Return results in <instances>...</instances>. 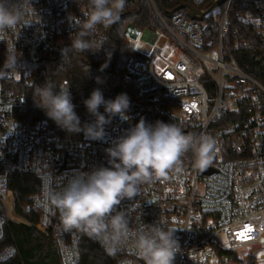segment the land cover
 I'll list each match as a JSON object with an SVG mask.
<instances>
[{"label": "built area", "instance_id": "2783aa9c", "mask_svg": "<svg viewBox=\"0 0 264 264\" xmlns=\"http://www.w3.org/2000/svg\"><path fill=\"white\" fill-rule=\"evenodd\" d=\"M137 1L126 0L120 16ZM149 1L162 27L143 32L151 52L137 51L142 31L133 25L125 30L130 54L126 73L142 95V104L128 109L130 121L114 117L104 141H89L83 134L64 139L45 121L28 124L20 119L26 103L21 88L31 84L36 62L54 55L60 37H75L76 21L85 20L91 10L89 0H30L33 8L0 37V70L9 46L17 56V66L0 78V262L16 255V248L3 240L5 226L13 222L51 235L61 264H81L83 233L63 229L58 211L44 201L43 190L50 179L58 185L73 172L107 166L105 149L143 118L149 124L173 123L185 134L210 136L215 148L205 169L194 166L189 152L166 177L142 185L137 197L123 201L119 208L126 210L130 229L158 222L176 229L180 251L174 264H259L252 251L264 246V86L239 60L252 52L244 36L264 46V0H225L218 7L213 5L219 0H190L202 6L191 7L204 14L199 21L190 19L189 9L165 18ZM111 27L98 26L91 38L106 41ZM162 36L167 42L160 48ZM105 50L91 53L98 56ZM62 86L71 91L67 80ZM16 176L35 181L30 183L35 190L23 203L32 221L16 212ZM243 248L249 253L240 256ZM114 256L116 264H144L132 236ZM259 259L264 264V254Z\"/></svg>", "mask_w": 264, "mask_h": 264}, {"label": "clouds", "instance_id": "9594fccd", "mask_svg": "<svg viewBox=\"0 0 264 264\" xmlns=\"http://www.w3.org/2000/svg\"><path fill=\"white\" fill-rule=\"evenodd\" d=\"M125 4L126 0H89L91 10L85 20L76 21L78 30L71 40V50L81 53L102 50L105 40L91 37L96 35L98 26L108 28L116 23ZM32 8L30 0H0V37L6 30L15 29L23 13ZM16 66V51L9 46L0 78ZM33 97L59 128L68 134H83L89 141H104L108 135L106 126L114 117L122 121L131 119L127 115L130 99L125 93L105 99L100 89H94L83 101L93 119L83 123L66 86L57 90L50 83L38 85ZM101 106L103 113L99 110ZM214 148L215 140L210 136L185 134L173 123L158 120L149 124L141 118L105 149L107 166L73 172L58 185H53L50 179L43 190V199L58 211L65 231L75 230L87 235L110 255H115L132 236L137 255L144 264H174L176 253L180 251L174 235L176 229L158 222L133 231L126 210L119 206L137 197L142 185L166 177L189 152L194 166L205 169L212 162Z\"/></svg>", "mask_w": 264, "mask_h": 264}, {"label": "trees", "instance_id": "16d2710c", "mask_svg": "<svg viewBox=\"0 0 264 264\" xmlns=\"http://www.w3.org/2000/svg\"><path fill=\"white\" fill-rule=\"evenodd\" d=\"M162 15L167 18L174 14L180 6L190 5L201 9L190 0H152ZM158 19L149 0H138L133 8L109 29L105 41V52L95 56L89 52L71 50V40L60 37L55 45L54 55L36 62L33 79L30 85L21 90L26 97L25 109L20 119L28 124L45 121L61 138H78L81 134H68L50 120L43 109L34 101L36 86L46 83L55 85L58 90L63 80L70 83L73 103L82 123L93 119L87 112L83 101L94 89H100L105 99H114L121 93L127 94L130 107L140 106L143 97L135 89L132 77L126 73V65L130 54L127 52L126 27L131 24L137 29H153L158 26ZM252 47V52L239 63L241 67L260 84L264 86V46L251 35L243 37ZM106 65V66H104ZM103 66V67H102ZM103 113V106L99 109ZM35 181L30 176H16L13 186L16 202V212L25 219L32 221L33 217L24 211L23 203L27 195L35 190L30 183ZM33 184V183H32ZM17 220L22 219L13 215ZM4 244L13 245L16 255L0 264H61L59 252L54 238L38 231L33 226L9 222L4 228ZM81 264H116L117 257L106 253L97 243L83 234L80 243Z\"/></svg>", "mask_w": 264, "mask_h": 264}, {"label": "rangeland", "instance_id": "374dc122", "mask_svg": "<svg viewBox=\"0 0 264 264\" xmlns=\"http://www.w3.org/2000/svg\"><path fill=\"white\" fill-rule=\"evenodd\" d=\"M129 25H131V24H129ZM145 29H149V28H145ZM145 29H142V30L139 29L140 31H142V34L139 36V39H138L137 51L141 52V53H143L145 55H148L151 52L152 46L150 44H148L146 41H144L143 38H142V35H143V32L145 31ZM152 30H155V31L156 30H162V27H161L160 23L158 22V26L153 28ZM165 42H167V37L162 36L158 40V43H157L158 47L163 48ZM163 55H164V57L169 58L170 57V52L168 50H165ZM262 242L264 243V240H262ZM238 253H239L240 256H243V255L248 254L249 252H248L247 248H243V249H240ZM252 253L256 256L257 261L259 262V264H263L262 261L259 258H260V256L262 254H264V246L260 250L252 251Z\"/></svg>", "mask_w": 264, "mask_h": 264}, {"label": "water", "instance_id": "95a60500", "mask_svg": "<svg viewBox=\"0 0 264 264\" xmlns=\"http://www.w3.org/2000/svg\"><path fill=\"white\" fill-rule=\"evenodd\" d=\"M224 1H225V0H219L218 2H216V3L213 5V7H218V6H220ZM182 9H189V10H190L189 13H188V15H189V17H190L191 20L199 21V20H201L202 17L204 16L203 13H198V12H196V11L193 10V9L191 8V6H189V5H183V6H180V7L177 9V11H180V10H182Z\"/></svg>", "mask_w": 264, "mask_h": 264}]
</instances>
